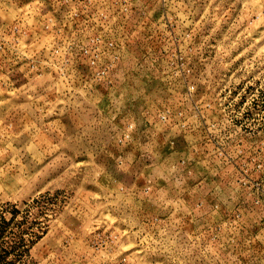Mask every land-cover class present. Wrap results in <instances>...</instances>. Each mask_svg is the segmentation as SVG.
I'll use <instances>...</instances> for the list:
<instances>
[{
	"label": "rangeland",
	"instance_id": "rangeland-1",
	"mask_svg": "<svg viewBox=\"0 0 264 264\" xmlns=\"http://www.w3.org/2000/svg\"><path fill=\"white\" fill-rule=\"evenodd\" d=\"M0 264H264V0H0Z\"/></svg>",
	"mask_w": 264,
	"mask_h": 264
}]
</instances>
